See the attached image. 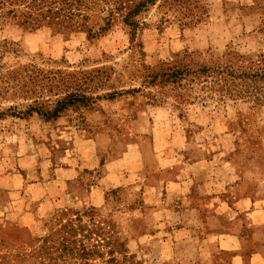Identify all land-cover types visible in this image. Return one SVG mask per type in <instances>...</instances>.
I'll list each match as a JSON object with an SVG mask.
<instances>
[{"label": "rangeland", "instance_id": "1", "mask_svg": "<svg viewBox=\"0 0 264 264\" xmlns=\"http://www.w3.org/2000/svg\"><path fill=\"white\" fill-rule=\"evenodd\" d=\"M102 2L73 29L0 8V246L28 249L71 210L110 224L124 264L264 258V0H150L134 34L101 31ZM184 55L231 56L246 92L164 81ZM66 97L57 118L31 110Z\"/></svg>", "mask_w": 264, "mask_h": 264}, {"label": "trees", "instance_id": "2", "mask_svg": "<svg viewBox=\"0 0 264 264\" xmlns=\"http://www.w3.org/2000/svg\"><path fill=\"white\" fill-rule=\"evenodd\" d=\"M150 0H103L101 10L106 15L103 18V31L114 21L121 23L134 34L138 22L135 17ZM16 6H22L17 14ZM7 7L6 14L15 19L20 25L38 28L43 24L58 26L63 29L81 27L80 21L85 20L82 12L89 9L85 0H0V8ZM231 56L224 64H196L189 55L177 58L161 76L164 81L182 85L189 78L198 80L200 91L209 92V96L219 92L221 95L237 98L246 91H239L243 84L234 82L240 88L230 89L227 86L240 77L248 78L249 74L238 72L231 61ZM250 75V78H253ZM78 100L77 98H73ZM72 103L70 97L58 102L53 109L42 110L31 108L36 114L46 119L57 118ZM27 260L34 264H124L122 242L113 235L110 224L97 220L91 211L76 212L60 211L53 223L49 225L47 234L34 240V245L15 250L11 245L0 246V264H24Z\"/></svg>", "mask_w": 264, "mask_h": 264}, {"label": "crops", "instance_id": "3", "mask_svg": "<svg viewBox=\"0 0 264 264\" xmlns=\"http://www.w3.org/2000/svg\"><path fill=\"white\" fill-rule=\"evenodd\" d=\"M257 224L261 227H264V213L262 215H257ZM260 242H262V244H264V238L260 239ZM261 246V244H259ZM253 264H264V258L262 259H258L255 263Z\"/></svg>", "mask_w": 264, "mask_h": 264}]
</instances>
